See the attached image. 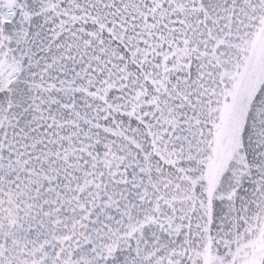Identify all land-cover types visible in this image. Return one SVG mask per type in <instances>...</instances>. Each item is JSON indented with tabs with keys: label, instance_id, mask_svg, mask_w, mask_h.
Instances as JSON below:
<instances>
[{
	"label": "snow or ice",
	"instance_id": "1",
	"mask_svg": "<svg viewBox=\"0 0 264 264\" xmlns=\"http://www.w3.org/2000/svg\"><path fill=\"white\" fill-rule=\"evenodd\" d=\"M0 264H264V0H0Z\"/></svg>",
	"mask_w": 264,
	"mask_h": 264
}]
</instances>
